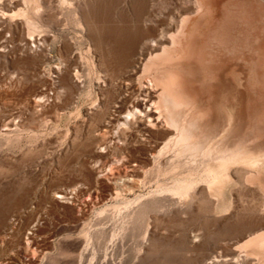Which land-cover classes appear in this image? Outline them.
<instances>
[{
    "label": "rangeland",
    "instance_id": "1",
    "mask_svg": "<svg viewBox=\"0 0 264 264\" xmlns=\"http://www.w3.org/2000/svg\"><path fill=\"white\" fill-rule=\"evenodd\" d=\"M208 1L199 0L202 9ZM211 5L219 7L221 17L207 32L204 51L234 55V41L243 40L242 58L253 83L243 99L245 109L228 107L214 93L219 84L214 73L196 77L194 83L182 78L174 94L213 109L211 122L221 123L223 145L242 144L245 162L263 159L264 53L259 43L264 39V0H211ZM200 13L192 15L187 30ZM50 52L51 57L39 54V72L27 75L23 53L9 46L0 56V264H258L257 259L264 264V247L249 255L246 245L255 234L264 235V222L239 230L234 224L243 216L238 220L230 213L232 218L216 220L215 229L198 213L181 220L156 218L151 202L137 207L157 186L180 195L182 175L169 183L155 178L154 170L144 187L135 184L129 191L125 182L115 190L111 173L127 154L113 148L112 102L102 118L98 113V61L78 58L81 91L56 92L51 84L59 77L52 67L60 59L54 47ZM36 89L43 93L39 105L31 103ZM251 180L264 199V171L253 172ZM147 225L156 228L145 234Z\"/></svg>",
    "mask_w": 264,
    "mask_h": 264
},
{
    "label": "bare ground",
    "instance_id": "2",
    "mask_svg": "<svg viewBox=\"0 0 264 264\" xmlns=\"http://www.w3.org/2000/svg\"><path fill=\"white\" fill-rule=\"evenodd\" d=\"M197 12L201 13L187 30ZM220 17L211 0L204 9L199 0H0V56L10 46L25 55V75L37 74L38 55L47 52L51 57L54 47L60 62L52 67L59 77L52 90L69 93L84 85L78 58L97 59L98 113L102 118L112 102L108 122L114 126L113 148L127 154L111 173L113 188L125 182L129 191L135 184L144 187L154 170L155 178L169 183L182 175L180 195L157 186L136 202L137 207L151 202L156 218L181 220L198 213L215 229L216 220L232 215L239 220L242 215L245 222L241 218L234 224L242 230L264 222V199L251 180L253 172L264 171V158L245 162L242 144L223 145L221 123L211 122L213 109L199 108L174 94L182 78H193L194 83V78L214 73L219 82L214 93L228 107L245 109L243 99L253 83L242 58L243 40L234 39V55L204 51L206 34ZM259 48L264 53V39ZM42 97L41 90H33L31 103L39 105ZM153 228L156 225H147L145 234ZM246 245L252 255L264 247V235L255 234Z\"/></svg>",
    "mask_w": 264,
    "mask_h": 264
}]
</instances>
